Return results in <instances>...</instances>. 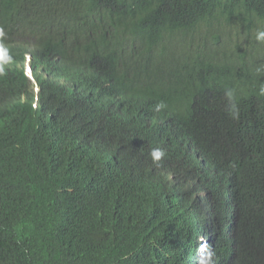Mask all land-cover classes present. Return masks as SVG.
<instances>
[{
	"label": "trees",
	"instance_id": "1",
	"mask_svg": "<svg viewBox=\"0 0 264 264\" xmlns=\"http://www.w3.org/2000/svg\"><path fill=\"white\" fill-rule=\"evenodd\" d=\"M260 32L264 0H0V48L39 64L0 71V264H193L208 231L210 264H264ZM94 85L131 93V121L90 106ZM100 134L166 155L134 151L114 184Z\"/></svg>",
	"mask_w": 264,
	"mask_h": 264
},
{
	"label": "clouds",
	"instance_id": "2",
	"mask_svg": "<svg viewBox=\"0 0 264 264\" xmlns=\"http://www.w3.org/2000/svg\"><path fill=\"white\" fill-rule=\"evenodd\" d=\"M257 39H264V32H260L257 34ZM27 52V51H26ZM0 53L6 62L0 67V71L3 68H7V73H16V71L12 72V68H21L20 73L29 78L30 80L35 82L34 75L39 71V64L37 58H35L29 51L26 55L22 56L21 59L18 58V62L14 63V54L11 51V48L4 47L0 48ZM19 57V56H18ZM68 72L62 69L60 75L56 78V84L58 86L66 85L71 88V90H79V79L81 77L80 73L76 70L67 69ZM38 85V83H36ZM34 86L35 88V96L32 100L31 106L34 108H42V104L39 105V96L37 92L39 90L38 86ZM111 85V84H110ZM110 85L106 88L101 89L98 85H94L83 92V98L88 102L90 106H98L100 105L103 109L101 111L107 113L110 116H113L117 119H129L131 121V116L133 110L130 108V103L126 98V95H132L131 93L125 91H116L112 94L107 93ZM93 88V89H91ZM133 96V95H132ZM133 118V117H132ZM142 120L145 124L150 125L153 120H149L142 117ZM80 128H91L92 130H97L99 126L94 125L89 116L86 113H80L79 118L76 121ZM141 126L142 122H138ZM101 130V129H99ZM98 130V132H99ZM98 137L97 145L99 147L100 156L105 164L109 165V168L116 174H118L116 178L113 179H105L114 184L123 180L124 177H128V174L132 172L133 169V152L135 151V156L138 158H148L149 165L152 161L149 157L152 158L153 164H158L166 155L165 150L162 148H154L150 155H146L142 152V142L140 135L129 136L128 140H118L113 139L112 136L103 138V135L100 134ZM126 149H125V148ZM131 147V151H130ZM200 200L205 207L207 203L206 195L201 194ZM230 234V233H229ZM214 243V235L212 232L205 233L203 232L200 236H198V247L196 254V261L193 264H210L212 260V249Z\"/></svg>",
	"mask_w": 264,
	"mask_h": 264
},
{
	"label": "bare ground",
	"instance_id": "3",
	"mask_svg": "<svg viewBox=\"0 0 264 264\" xmlns=\"http://www.w3.org/2000/svg\"><path fill=\"white\" fill-rule=\"evenodd\" d=\"M12 70H14V68H12ZM15 71V70H14ZM121 78V77H120ZM139 88V87H138ZM150 90V89H149ZM154 93V92H153ZM166 95V94H165ZM177 99V98H176ZM184 110V109H183Z\"/></svg>",
	"mask_w": 264,
	"mask_h": 264
}]
</instances>
